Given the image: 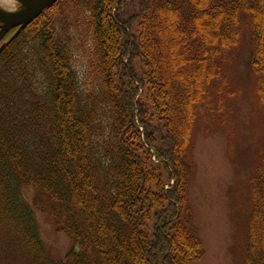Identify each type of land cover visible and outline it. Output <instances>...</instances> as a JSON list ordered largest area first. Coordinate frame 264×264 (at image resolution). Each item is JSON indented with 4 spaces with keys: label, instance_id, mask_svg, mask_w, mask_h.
<instances>
[{
    "label": "trees",
    "instance_id": "16d2710c",
    "mask_svg": "<svg viewBox=\"0 0 264 264\" xmlns=\"http://www.w3.org/2000/svg\"><path fill=\"white\" fill-rule=\"evenodd\" d=\"M243 17L264 115V0H60L4 36L0 264L203 257L188 201L192 142L203 118L224 124L233 93L223 64L242 40ZM74 31L88 45H76ZM250 191L239 264H264V154ZM35 212L77 250L49 259Z\"/></svg>",
    "mask_w": 264,
    "mask_h": 264
},
{
    "label": "rangeland",
    "instance_id": "374dc122",
    "mask_svg": "<svg viewBox=\"0 0 264 264\" xmlns=\"http://www.w3.org/2000/svg\"><path fill=\"white\" fill-rule=\"evenodd\" d=\"M12 2L14 11L18 4ZM66 22L68 29L73 20ZM247 22L243 17L242 40L223 64L233 93L224 98V124L218 126L203 118L192 142L188 201L193 226L204 248L203 257L193 264H239L244 252L252 211L250 178L264 154V115L249 65L252 45ZM60 28L62 25H57ZM73 37L76 45H88L82 32L74 31ZM83 63L75 53L74 67L79 74L84 71ZM23 195L30 203L33 191L24 189ZM35 218L49 259L63 261L68 253L77 250L45 217L35 212Z\"/></svg>",
    "mask_w": 264,
    "mask_h": 264
},
{
    "label": "water",
    "instance_id": "95a60500",
    "mask_svg": "<svg viewBox=\"0 0 264 264\" xmlns=\"http://www.w3.org/2000/svg\"><path fill=\"white\" fill-rule=\"evenodd\" d=\"M19 8L15 12L7 13L0 9V43L4 36L16 29L14 38L18 33L34 21L40 14L49 9L60 0H14ZM4 44L0 46V51Z\"/></svg>",
    "mask_w": 264,
    "mask_h": 264
},
{
    "label": "bare ground",
    "instance_id": "6f19581e",
    "mask_svg": "<svg viewBox=\"0 0 264 264\" xmlns=\"http://www.w3.org/2000/svg\"><path fill=\"white\" fill-rule=\"evenodd\" d=\"M12 7H13L12 0H0V9L4 10L5 12L7 13L15 12V10L14 11L11 10Z\"/></svg>",
    "mask_w": 264,
    "mask_h": 264
}]
</instances>
